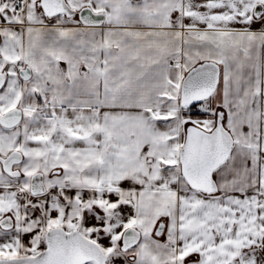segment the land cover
<instances>
[{
    "label": "snow or ice",
    "instance_id": "6c2138e0",
    "mask_svg": "<svg viewBox=\"0 0 264 264\" xmlns=\"http://www.w3.org/2000/svg\"><path fill=\"white\" fill-rule=\"evenodd\" d=\"M0 264H264V0H0Z\"/></svg>",
    "mask_w": 264,
    "mask_h": 264
}]
</instances>
